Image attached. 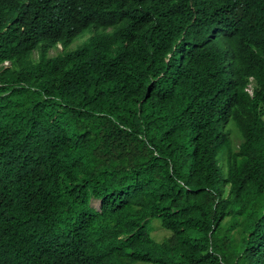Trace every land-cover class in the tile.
I'll return each mask as SVG.
<instances>
[{
    "label": "trees",
    "instance_id": "obj_1",
    "mask_svg": "<svg viewBox=\"0 0 264 264\" xmlns=\"http://www.w3.org/2000/svg\"><path fill=\"white\" fill-rule=\"evenodd\" d=\"M54 1L0 0V225L17 234L0 264H264V0ZM189 1L237 24L234 78L191 84L148 56L139 70L162 88L142 101L135 77L97 73L89 53H49L54 14L65 34L131 29L128 10L159 2L189 20Z\"/></svg>",
    "mask_w": 264,
    "mask_h": 264
},
{
    "label": "clouds",
    "instance_id": "obj_2",
    "mask_svg": "<svg viewBox=\"0 0 264 264\" xmlns=\"http://www.w3.org/2000/svg\"><path fill=\"white\" fill-rule=\"evenodd\" d=\"M61 1L55 0L52 6L58 5ZM159 2L147 10H128V15L134 22L131 29L126 26L117 30L110 27L104 29L99 20H93L85 28L65 34L55 31L54 26L58 25L59 20L54 14L53 22L51 23L50 17L49 24L45 27L51 43H55L49 53L52 57L59 53L61 55L72 54L71 58L82 57L85 53H89L93 60L91 66L97 73H105L120 82L126 78L135 77L137 79L134 82L136 88L146 93L142 96V101L154 100L160 95L157 90L161 83L159 78L154 76L152 68L148 74L139 70L148 60V56L159 58V60L163 56L169 64L173 61V67L176 68L179 76L191 84L197 83L198 79L203 76L230 80L236 73H240L238 62L243 56L245 46L240 45L236 34L237 24L229 19L225 10L206 4L195 8L189 1L197 12L194 13L192 19L186 20L172 9L162 8ZM65 5L57 7L56 10ZM83 7L85 13L88 14L90 11L87 6ZM165 17H168V22L170 20L174 23L173 27L176 29L173 42L170 29L168 28L165 32L161 30L162 25L165 24L163 21ZM216 30L218 31L217 36H215ZM86 35L87 38L76 45ZM217 37L225 45L227 44V47L222 44V47L217 48L214 43ZM68 39L72 40L68 41ZM66 41L67 44H65ZM227 49L232 57L231 67L236 69L235 73L228 71L227 64L222 59ZM7 65V63L4 64L5 67ZM176 80L179 79L176 78ZM165 88L167 91L169 89L175 92V87L172 85ZM253 88L254 83H251L245 89L246 93L251 96ZM139 105L137 104V107ZM230 118L231 116L224 123ZM226 127L231 137L238 136L232 121H229ZM5 210L7 209L0 207V214ZM16 235L12 230L4 229L0 225V242L7 241Z\"/></svg>",
    "mask_w": 264,
    "mask_h": 264
},
{
    "label": "rangeland",
    "instance_id": "obj_3",
    "mask_svg": "<svg viewBox=\"0 0 264 264\" xmlns=\"http://www.w3.org/2000/svg\"><path fill=\"white\" fill-rule=\"evenodd\" d=\"M87 38V35L84 36L81 40H79L76 45H79L84 39ZM92 205L94 207L98 206V202H92ZM169 234L166 233L165 231H163L159 225L157 224V222H152V233L151 236L153 237V239H155L156 241H161L163 240L166 236H168Z\"/></svg>",
    "mask_w": 264,
    "mask_h": 264
}]
</instances>
